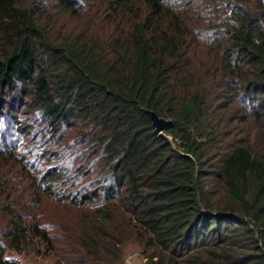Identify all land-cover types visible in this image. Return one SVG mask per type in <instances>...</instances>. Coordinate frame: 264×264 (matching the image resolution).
<instances>
[{"label": "trees", "instance_id": "1", "mask_svg": "<svg viewBox=\"0 0 264 264\" xmlns=\"http://www.w3.org/2000/svg\"><path fill=\"white\" fill-rule=\"evenodd\" d=\"M127 244L264 264V0H0V264Z\"/></svg>", "mask_w": 264, "mask_h": 264}, {"label": "rangeland", "instance_id": "2", "mask_svg": "<svg viewBox=\"0 0 264 264\" xmlns=\"http://www.w3.org/2000/svg\"><path fill=\"white\" fill-rule=\"evenodd\" d=\"M6 256H9L14 259L21 260L25 262L26 264H33V262L30 261L29 258H26L23 255H17V254H8ZM35 261V260H34ZM121 262L118 264H149L144 258L139 250L137 245L135 244H127L123 246L122 255H121ZM37 262V261H35Z\"/></svg>", "mask_w": 264, "mask_h": 264}, {"label": "water", "instance_id": "3", "mask_svg": "<svg viewBox=\"0 0 264 264\" xmlns=\"http://www.w3.org/2000/svg\"><path fill=\"white\" fill-rule=\"evenodd\" d=\"M153 120V124L155 126L154 132L156 134L162 133L163 129L165 128L166 121L162 118H159L156 114L153 112H150Z\"/></svg>", "mask_w": 264, "mask_h": 264}]
</instances>
